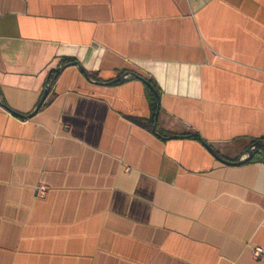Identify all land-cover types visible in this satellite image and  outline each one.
Returning <instances> with one entry per match:
<instances>
[{
	"label": "crops",
	"instance_id": "1",
	"mask_svg": "<svg viewBox=\"0 0 264 264\" xmlns=\"http://www.w3.org/2000/svg\"><path fill=\"white\" fill-rule=\"evenodd\" d=\"M258 143L264 0H0V264H264Z\"/></svg>",
	"mask_w": 264,
	"mask_h": 264
},
{
	"label": "trees",
	"instance_id": "2",
	"mask_svg": "<svg viewBox=\"0 0 264 264\" xmlns=\"http://www.w3.org/2000/svg\"><path fill=\"white\" fill-rule=\"evenodd\" d=\"M146 88H147V93H148V96L151 102L152 109L155 110L157 108V96L149 87H146ZM258 148H264V144L263 143L256 144L254 149L251 152L253 153V155L247 158L246 160H244L243 162H248V161H251L252 159H257V158H260L262 161H264V151L260 152L258 151Z\"/></svg>",
	"mask_w": 264,
	"mask_h": 264
},
{
	"label": "water",
	"instance_id": "3",
	"mask_svg": "<svg viewBox=\"0 0 264 264\" xmlns=\"http://www.w3.org/2000/svg\"><path fill=\"white\" fill-rule=\"evenodd\" d=\"M61 69V67H56V68H54V69H52V71L53 70H60ZM137 77H140V76H137ZM143 81H144V83L146 84V85H148L149 86V88L153 91V92H155L156 94H157V91H156V89L150 84V82L148 81V80H146V79H142ZM47 93H48V90H47V88L44 90V92H43V94H42V97H41V99H40V101H39V103H38V105H37V107L36 108H38L41 104H42V102H43V100H44V98L46 97V95H47ZM12 113H14V114H16V115H20V113H18L17 111H14V110H12V109H9ZM157 113H158V111H156L155 112V116H157ZM193 135L194 136H197V137H199V135L197 134V133H193ZM204 143V145L209 149V150H211V147L206 143V142H203ZM214 155L220 160V161H222V162H224V163H236L235 161H228L227 159H224V158H222V157H220L219 155H217L216 153H214Z\"/></svg>",
	"mask_w": 264,
	"mask_h": 264
},
{
	"label": "built area",
	"instance_id": "4",
	"mask_svg": "<svg viewBox=\"0 0 264 264\" xmlns=\"http://www.w3.org/2000/svg\"><path fill=\"white\" fill-rule=\"evenodd\" d=\"M47 187L46 185L39 184L35 189V195L38 197H43L46 194ZM251 254L254 259H259L263 255V249L261 246H254L251 249Z\"/></svg>",
	"mask_w": 264,
	"mask_h": 264
}]
</instances>
